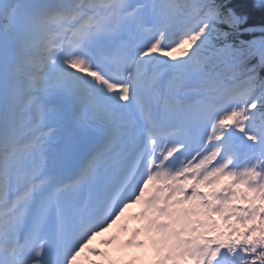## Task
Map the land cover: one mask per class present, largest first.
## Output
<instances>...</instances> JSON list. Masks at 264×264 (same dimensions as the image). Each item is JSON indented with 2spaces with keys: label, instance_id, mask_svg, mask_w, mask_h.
<instances>
[{
  "label": "snow or ice",
  "instance_id": "1",
  "mask_svg": "<svg viewBox=\"0 0 264 264\" xmlns=\"http://www.w3.org/2000/svg\"><path fill=\"white\" fill-rule=\"evenodd\" d=\"M262 72L230 0H0V264H264Z\"/></svg>",
  "mask_w": 264,
  "mask_h": 264
},
{
  "label": "trees",
  "instance_id": "2",
  "mask_svg": "<svg viewBox=\"0 0 264 264\" xmlns=\"http://www.w3.org/2000/svg\"><path fill=\"white\" fill-rule=\"evenodd\" d=\"M230 3L238 12L248 14L251 11L255 23L264 22V7L260 6L259 0H230Z\"/></svg>",
  "mask_w": 264,
  "mask_h": 264
}]
</instances>
